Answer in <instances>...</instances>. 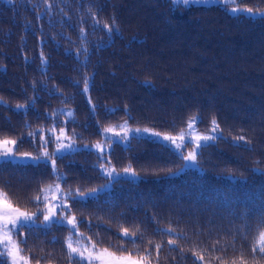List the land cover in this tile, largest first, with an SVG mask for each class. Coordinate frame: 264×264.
Masks as SVG:
<instances>
[{
	"label": "trees",
	"instance_id": "16d2710c",
	"mask_svg": "<svg viewBox=\"0 0 264 264\" xmlns=\"http://www.w3.org/2000/svg\"><path fill=\"white\" fill-rule=\"evenodd\" d=\"M233 7L264 9V0H0V140L15 139L18 156L39 155L41 130L61 125L79 145L54 154V167L0 162V189L13 205L39 218L63 197L50 191L45 202L42 189L59 185L77 220L78 231L52 223L14 234L32 264H81L68 255L69 235L116 254L151 253L152 264H231L241 253L251 264L264 230V18ZM213 119L221 131L212 132ZM122 125L217 139L202 141L184 167V155L158 139L113 140L106 160L135 174L110 178L82 145Z\"/></svg>",
	"mask_w": 264,
	"mask_h": 264
},
{
	"label": "snow or ice",
	"instance_id": "6c2138e0",
	"mask_svg": "<svg viewBox=\"0 0 264 264\" xmlns=\"http://www.w3.org/2000/svg\"><path fill=\"white\" fill-rule=\"evenodd\" d=\"M11 2V0H9ZM231 2L234 3H240L242 0H231ZM170 3L176 6H184L188 7L192 4H200V3H207V0H170ZM232 12L235 13H247V18H255L257 15H259L261 18H264V9H258L254 10L251 7L246 8H240V7H233L229 9ZM109 31H111V26H108ZM88 85L87 82H85L84 90L87 91ZM27 107L25 104H17V109H22ZM71 115V113H69ZM196 120V117H193L189 120L188 128L193 129L194 122ZM213 128L212 132H218L221 131L219 128V125L215 119L212 120ZM123 128L124 133L126 134L130 129H127L126 125L120 126ZM50 131L55 132V128L49 129ZM105 132H115L114 127H109L104 129ZM136 132H150V129H135ZM61 135L56 136L57 141V149L56 151L59 152L63 149H71L73 147L72 144H64L61 140V136L64 135V130H60ZM34 133H29V135H33ZM116 135H120V133H116ZM154 135H163L161 133H154ZM185 131L182 130L177 136L172 135H164V139L171 141L172 144L175 145L176 148H183L186 147L185 144ZM188 135L191 136V133H188ZM217 137L215 135H202L197 134L194 137H192V143L194 144V148L192 151H189L186 157H183L186 160L195 161L197 158V150L201 149L205 145L202 143L209 141V140H216ZM235 139L240 141H245V137L240 136L236 137ZM17 141L15 139H8L4 138L0 140V162L2 163H9L11 162L14 157L17 156V153L15 152V145ZM94 147L96 149H99L103 151V146L97 142ZM54 153H50L47 148H44L39 155H33L32 153H22L19 154V156L30 159L32 161L40 162L44 161L47 163L48 161H51L52 166H55V160L53 159ZM108 174L111 175L112 170H107ZM124 171L131 172L133 174L134 170L131 168H125ZM42 191L45 193L44 201H48V195L47 193L50 191H54L55 193H61L63 195V200L61 201L60 205H56L52 208L45 207L44 209H38V212L43 215L44 223L43 225H38L36 216L37 213L35 212H27L22 211L19 207L14 206L8 197V194L0 189V264H30V260L28 257L22 255V249L19 247L20 242L16 241L14 239V234H20V230L23 228H29L33 229L35 227H43L45 229L49 228L52 223H58V224H70L72 225L73 229H76L78 231L77 227V220L75 216H61L59 218H56V207H62L64 203L67 202V193H62V189H60L59 185L55 186V189L53 190V186L49 185L46 188L42 189ZM91 192H95V189H92ZM77 193L79 196L83 199L86 197L85 193L79 192L77 189ZM57 197L54 195L53 199H56ZM36 201H39L41 199L40 196L34 197ZM70 207V206H69ZM261 223H264V220L261 221ZM82 235V234H81ZM129 235L132 236L133 240L132 242L135 243L136 235L135 233H129L127 229L123 230V236L129 237ZM89 241H91V237L88 238ZM168 244H176L175 240H169L167 241ZM75 245V246H74ZM66 246L68 249V255L70 258H77L81 261V264H149V256L151 253H148L147 255L140 256L139 258H134L131 254L128 255H117L115 252L110 251L108 248H97L95 243H91V247L89 245H86L82 240L77 239L73 240L72 236L69 235L66 238ZM121 251H126V249L123 248L121 245ZM161 245L156 244L155 249L158 252ZM251 251L253 253V256L251 258V264H258L257 262V256L256 253L258 252L260 254V258H264V230H260L258 233V238L256 242L251 246ZM193 255L196 257L197 261L203 262L204 256L198 253H193ZM219 259V258H218ZM231 264H250V261L245 258L244 254L241 253V255L238 258H233L231 261Z\"/></svg>",
	"mask_w": 264,
	"mask_h": 264
},
{
	"label": "rangeland",
	"instance_id": "374dc122",
	"mask_svg": "<svg viewBox=\"0 0 264 264\" xmlns=\"http://www.w3.org/2000/svg\"><path fill=\"white\" fill-rule=\"evenodd\" d=\"M207 1H209V0H207ZM52 128H55V132L49 130V129H52ZM61 129L64 130V135L61 136L62 142L64 144H72L73 147L71 149H67L66 148V149H63V150L57 152L56 151V149H57L56 136H60L61 135V132H60ZM127 129H130V131H128L126 134L124 133V130L115 131V132H105L103 130L102 131L103 140L96 141V142L94 141V142L86 143V144H83L82 145L83 147L91 148L92 150H94L95 152H97L99 154L100 158L102 159V162H101V164H100L99 167H100L101 171H103L104 173H106L110 178L114 177L117 174H127V175H131L132 174L131 172H127L126 173L125 171L122 172V171H119V170L114 169L109 164V162L106 160V153L109 150L110 142L113 141V140L114 141H120L122 143H126L128 141V138L131 135H133V134L134 135H147V136L152 137L154 139H158V140H160V141H162L164 143L170 144L176 150L180 151L184 155V157H186L187 154H188V152L189 151H192L193 148H194V144L191 147H187V145H186V147H183V148H179V149L176 148L175 145L171 143V141H168V140H165L164 139V135H170V134L154 135V133H158V132H156V131H154L152 129H150L151 130L150 132H143V131L136 132L135 129H142V128H137V127H135V128L127 127ZM116 133H120V135H116ZM185 133H186V135H185V142H186V139H191L192 140V137H194L195 135L198 134V133H196L193 130L191 132L185 131ZM188 133H191V136L188 135ZM177 135H172V136H177ZM40 138L42 140L41 151L44 148H47V150L50 153L59 154V153H63V152H66V151H70V150H73V149L79 147V145L73 140V138L66 132L65 127L64 126H61V125H52V126H49V127H46L44 129H42L41 130V134H40ZM97 142H99L103 146V151H101L99 149H96L94 147V145ZM14 160H27V159H25V158L17 155L16 157H14ZM194 164H195V161H190V160H186L185 159L184 160V164H183L182 167H184V166H193ZM112 169H114V171H112V174L109 175L107 170H112ZM56 197H57L56 199H53L52 198V200L50 201V203L47 205L48 208H52V207H54L56 205H60L61 204V201L63 200V197L62 196L61 197L60 196H56ZM16 207H18V206H16ZM19 208L22 211L31 212V211L26 210L25 208H21V207H19ZM55 211H56V218H59L61 216H68V217H71L72 216L71 214H69L67 212V203H64L62 207H56L55 208ZM36 220H37V223H44L43 215H39V218H36ZM85 244L87 245L86 242H85ZM89 247H91V246H89ZM22 255H24V254L22 253ZM117 255H128V254L123 253V254H117ZM132 256L134 258H139L140 257V256H135V255H132ZM30 264H32V263L30 262ZM149 264H152V263H149Z\"/></svg>",
	"mask_w": 264,
	"mask_h": 264
}]
</instances>
